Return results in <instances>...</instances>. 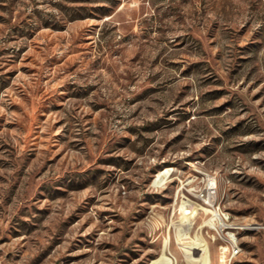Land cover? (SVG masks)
I'll return each instance as SVG.
<instances>
[{
	"label": "rangeland",
	"instance_id": "374dc122",
	"mask_svg": "<svg viewBox=\"0 0 264 264\" xmlns=\"http://www.w3.org/2000/svg\"><path fill=\"white\" fill-rule=\"evenodd\" d=\"M164 238L264 264V0H0V264H159Z\"/></svg>",
	"mask_w": 264,
	"mask_h": 264
},
{
	"label": "built area",
	"instance_id": "2783aa9c",
	"mask_svg": "<svg viewBox=\"0 0 264 264\" xmlns=\"http://www.w3.org/2000/svg\"><path fill=\"white\" fill-rule=\"evenodd\" d=\"M202 198L207 202V200L203 196V192L201 194ZM214 214V212H212ZM216 214V215H215ZM215 221L213 222L212 228L216 236L224 240L225 249L231 252L232 255L239 251L238 242L234 238V233L231 231L232 225L229 221V216L227 213L219 210L215 212Z\"/></svg>",
	"mask_w": 264,
	"mask_h": 264
},
{
	"label": "bare ground",
	"instance_id": "6f19581e",
	"mask_svg": "<svg viewBox=\"0 0 264 264\" xmlns=\"http://www.w3.org/2000/svg\"><path fill=\"white\" fill-rule=\"evenodd\" d=\"M165 172H166V170H165ZM215 188H216V183L214 182V180L211 179V177H208V180L206 183V188H205V195L208 198V200H210V201L214 197ZM160 252H161V259L159 261V264H173V263H171V258L168 256L167 238H164L162 240ZM197 260H198L199 264L204 263V259L202 256H199Z\"/></svg>",
	"mask_w": 264,
	"mask_h": 264
}]
</instances>
